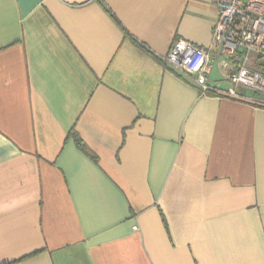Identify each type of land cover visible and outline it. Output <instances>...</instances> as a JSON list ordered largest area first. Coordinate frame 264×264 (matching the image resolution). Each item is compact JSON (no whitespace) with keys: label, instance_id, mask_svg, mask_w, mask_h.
<instances>
[{"label":"crops","instance_id":"1","mask_svg":"<svg viewBox=\"0 0 264 264\" xmlns=\"http://www.w3.org/2000/svg\"><path fill=\"white\" fill-rule=\"evenodd\" d=\"M216 13L0 0V264H264V108L161 62Z\"/></svg>","mask_w":264,"mask_h":264},{"label":"built area","instance_id":"2","mask_svg":"<svg viewBox=\"0 0 264 264\" xmlns=\"http://www.w3.org/2000/svg\"><path fill=\"white\" fill-rule=\"evenodd\" d=\"M216 6L210 44L197 48L179 39L161 62L188 77L202 95L216 94L264 108V0H213ZM220 66L225 90L208 84L209 71ZM239 89L258 96H247Z\"/></svg>","mask_w":264,"mask_h":264},{"label":"rangeland","instance_id":"3","mask_svg":"<svg viewBox=\"0 0 264 264\" xmlns=\"http://www.w3.org/2000/svg\"><path fill=\"white\" fill-rule=\"evenodd\" d=\"M243 2H246L247 0H242ZM239 91L244 94V95H256L258 96L257 94H254L252 91L250 90H246V89H239Z\"/></svg>","mask_w":264,"mask_h":264}]
</instances>
